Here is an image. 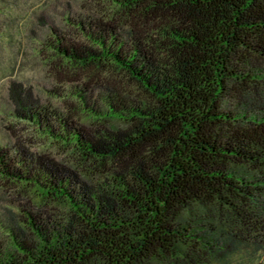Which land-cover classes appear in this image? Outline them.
Listing matches in <instances>:
<instances>
[{"label": "trees", "instance_id": "obj_1", "mask_svg": "<svg viewBox=\"0 0 264 264\" xmlns=\"http://www.w3.org/2000/svg\"><path fill=\"white\" fill-rule=\"evenodd\" d=\"M84 9L41 39L65 107L7 86L65 152L0 147V264H264V0Z\"/></svg>", "mask_w": 264, "mask_h": 264}, {"label": "rangeland", "instance_id": "obj_2", "mask_svg": "<svg viewBox=\"0 0 264 264\" xmlns=\"http://www.w3.org/2000/svg\"><path fill=\"white\" fill-rule=\"evenodd\" d=\"M85 1L18 0L0 3V147L13 148L20 144L30 152L56 158L65 152L64 147L38 133L31 123L10 115L7 86L10 81H19L38 103L65 107L60 97L65 86L64 77L55 71L54 58L42 46L41 39L48 28L62 24L66 15L84 14ZM15 189L0 178L1 240H6V231L11 227L1 211L6 205L1 193L16 192Z\"/></svg>", "mask_w": 264, "mask_h": 264}]
</instances>
